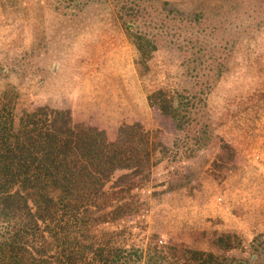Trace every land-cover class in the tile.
Segmentation results:
<instances>
[{"label": "rangeland", "instance_id": "1", "mask_svg": "<svg viewBox=\"0 0 264 264\" xmlns=\"http://www.w3.org/2000/svg\"><path fill=\"white\" fill-rule=\"evenodd\" d=\"M161 1L0 0L14 126L24 110L108 140L132 126L165 146L121 220L93 215L95 232L123 229L137 249L127 264H195L184 248L224 254L210 230L248 241L264 229V0ZM122 20L154 46L143 64ZM158 87L190 96L195 138L149 106Z\"/></svg>", "mask_w": 264, "mask_h": 264}, {"label": "trees", "instance_id": "2", "mask_svg": "<svg viewBox=\"0 0 264 264\" xmlns=\"http://www.w3.org/2000/svg\"><path fill=\"white\" fill-rule=\"evenodd\" d=\"M122 25L143 64L153 44L125 21ZM8 91L0 93V264H127L137 259L136 248L118 241L123 229L95 232L93 215L102 208L104 222L121 220L128 213L122 201L162 160L165 146L136 136L132 126H119L108 140L97 128L76 130L70 120L24 110L14 126ZM146 97L184 137L195 138L190 96L158 87ZM209 232L224 254L184 248L195 264L264 260V229L248 241L240 233ZM180 250L173 246L177 254Z\"/></svg>", "mask_w": 264, "mask_h": 264}]
</instances>
